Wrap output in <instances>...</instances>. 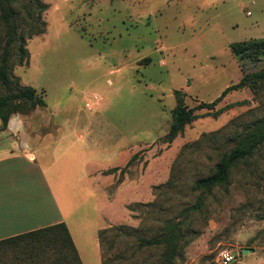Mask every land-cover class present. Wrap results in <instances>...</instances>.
Wrapping results in <instances>:
<instances>
[{"label":"rangeland","instance_id":"1","mask_svg":"<svg viewBox=\"0 0 264 264\" xmlns=\"http://www.w3.org/2000/svg\"><path fill=\"white\" fill-rule=\"evenodd\" d=\"M41 1L44 32L27 41L30 63L13 74L47 104L37 120L54 135L55 186L83 263L157 264L164 248L139 240L180 220L197 202L194 183L264 120V87L245 88L198 110L165 143L175 92L197 108L264 69V53L231 48L264 39V0ZM205 202L174 264H220L222 250L238 264H264V147Z\"/></svg>","mask_w":264,"mask_h":264},{"label":"trees","instance_id":"2","mask_svg":"<svg viewBox=\"0 0 264 264\" xmlns=\"http://www.w3.org/2000/svg\"><path fill=\"white\" fill-rule=\"evenodd\" d=\"M47 5L41 0H0V119L5 129L12 115H29L38 108L46 107L45 100L33 87H25L14 77L16 66L30 63L27 41L44 32L45 22L42 13ZM236 55L254 56L264 53V39L250 42H238L231 46ZM264 87V69L245 74L238 84L223 91L221 96L211 103H201L197 108L187 105L185 94L176 91L177 104L172 110L170 129L162 138L165 143H172L186 126L201 116L198 110L214 109L230 92L250 88L258 92ZM231 106V105H229ZM223 110L212 115L218 116ZM210 114V113H208ZM264 147V120L247 126L244 134L226 153H224L208 176L198 179L192 191L197 194V202L185 208L180 220L169 219L164 222L160 233L151 239H140V248H164L160 262L157 264H174L182 256L188 243L185 229L192 227L195 215L206 210L205 200L212 196L217 188L228 184L233 169L257 155ZM134 159V158H133ZM108 231L101 232L104 242ZM116 234L115 237H120ZM9 261H6L7 256ZM108 264V261L105 262ZM0 264H83L65 223L45 227L0 241Z\"/></svg>","mask_w":264,"mask_h":264},{"label":"crops","instance_id":"3","mask_svg":"<svg viewBox=\"0 0 264 264\" xmlns=\"http://www.w3.org/2000/svg\"><path fill=\"white\" fill-rule=\"evenodd\" d=\"M38 111L12 115L5 129L0 119V241L65 223L83 263L64 190L55 186L54 135L37 120ZM75 134L82 138L80 132ZM97 247L100 251L99 243Z\"/></svg>","mask_w":264,"mask_h":264},{"label":"built area","instance_id":"4","mask_svg":"<svg viewBox=\"0 0 264 264\" xmlns=\"http://www.w3.org/2000/svg\"><path fill=\"white\" fill-rule=\"evenodd\" d=\"M220 264H238V254L228 250L220 253Z\"/></svg>","mask_w":264,"mask_h":264}]
</instances>
